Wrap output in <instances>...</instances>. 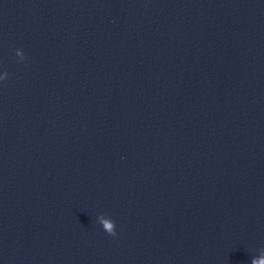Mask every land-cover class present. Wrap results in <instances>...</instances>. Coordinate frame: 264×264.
<instances>
[{
  "label": "water",
  "instance_id": "obj_1",
  "mask_svg": "<svg viewBox=\"0 0 264 264\" xmlns=\"http://www.w3.org/2000/svg\"><path fill=\"white\" fill-rule=\"evenodd\" d=\"M5 73L0 264L264 258V0H0Z\"/></svg>",
  "mask_w": 264,
  "mask_h": 264
},
{
  "label": "clouds",
  "instance_id": "obj_2",
  "mask_svg": "<svg viewBox=\"0 0 264 264\" xmlns=\"http://www.w3.org/2000/svg\"><path fill=\"white\" fill-rule=\"evenodd\" d=\"M19 54V53H18ZM24 59V56L21 58V61ZM8 74L5 73V77L4 78H0V81H3L7 78ZM104 228L105 231L111 235V236H115L116 235V230H115V222H107L105 221L104 223ZM251 264H264V258H261L259 260H257L256 258H252L251 260Z\"/></svg>",
  "mask_w": 264,
  "mask_h": 264
}]
</instances>
